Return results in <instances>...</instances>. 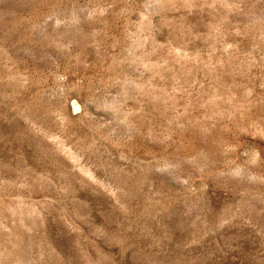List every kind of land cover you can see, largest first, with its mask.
I'll use <instances>...</instances> for the list:
<instances>
[{"label": "rangeland", "instance_id": "obj_1", "mask_svg": "<svg viewBox=\"0 0 264 264\" xmlns=\"http://www.w3.org/2000/svg\"><path fill=\"white\" fill-rule=\"evenodd\" d=\"M0 264H264V0H0Z\"/></svg>", "mask_w": 264, "mask_h": 264}]
</instances>
